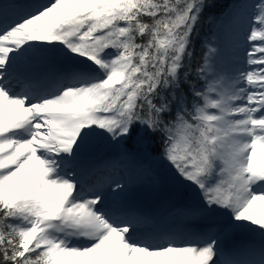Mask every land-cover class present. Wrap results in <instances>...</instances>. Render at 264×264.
<instances>
[{
    "label": "snow or ice",
    "instance_id": "6c2138e0",
    "mask_svg": "<svg viewBox=\"0 0 264 264\" xmlns=\"http://www.w3.org/2000/svg\"><path fill=\"white\" fill-rule=\"evenodd\" d=\"M211 6L48 0L0 20V264H264V244L222 260L219 239L264 236V0L235 10L246 14L240 67L211 42L193 65ZM9 7L0 2V17ZM37 56L62 62L19 75ZM92 136L124 157L154 151L198 190L208 223L183 238L142 230L104 186L77 179Z\"/></svg>",
    "mask_w": 264,
    "mask_h": 264
},
{
    "label": "rangeland",
    "instance_id": "374dc122",
    "mask_svg": "<svg viewBox=\"0 0 264 264\" xmlns=\"http://www.w3.org/2000/svg\"><path fill=\"white\" fill-rule=\"evenodd\" d=\"M0 1H4L3 3L10 5L6 17H0V20L6 19L9 20V22L14 19L13 15H16L18 12L22 11V8L15 3L16 1L24 3V9H30L36 5L43 4L40 3V0ZM242 1L243 0H233L232 3ZM253 1L255 2V0ZM227 13L224 15V22L220 24L217 30L214 32V37L211 43L213 45L219 43L221 47L225 48L227 60L228 62H231V65L234 66L236 63L241 64L243 53L248 47V43L243 45L244 42L240 37L241 30H236L231 22H227ZM44 60L45 57L37 56L26 61L23 65L29 63H38ZM57 62L59 64L62 62V60L57 59ZM23 65H21L20 68ZM19 75L21 74L19 73ZM90 141L91 148L87 152L82 153L76 161L75 166L77 168V172L78 170L83 171L85 168H88L84 164V161L87 160H89L93 166L105 164L106 162L110 161L116 166V168L121 167L122 172L113 173V171H111L110 167L107 165V167L102 171V176L89 168L85 177L80 174L81 172H78L77 179L82 181L84 179V183L87 185L104 186L105 195L109 203H112L114 206L124 203L131 205H139L141 203L143 205L150 204L153 206L151 209L154 210V208H159V204L165 199L174 201L176 199V195H178L183 203L180 210L187 214V217H185L184 220L197 225H205L208 223V221H206L203 216L195 210L196 205L199 203L198 190L195 189L194 186L177 179L173 175L172 171L169 170L161 161L158 162L154 159L146 157L139 158L136 155L132 157H124L120 154L121 152L115 150L117 145L110 143L102 136H92L90 137ZM159 164H162L163 167H160ZM120 175H123L127 183L125 184L124 190L122 192H118L116 195H113L111 191L107 190V184L112 180H119L121 178L119 177ZM81 177H83V179ZM172 186L173 188L179 189L180 191L169 192L167 194L164 193V196L167 197L162 198L161 196L163 194L161 193L166 191L168 187ZM179 194H182V196ZM154 200L156 201L150 202ZM224 219L225 217L223 216L214 217V220L217 222L223 221ZM247 231H249L247 228L227 229L223 231L219 237L220 246L222 244H226V241H231L241 245H246V248H254L258 250L259 247L264 244V238H262V236L257 237V235L253 233L246 234Z\"/></svg>",
    "mask_w": 264,
    "mask_h": 264
},
{
    "label": "bare ground",
    "instance_id": "6f19581e",
    "mask_svg": "<svg viewBox=\"0 0 264 264\" xmlns=\"http://www.w3.org/2000/svg\"><path fill=\"white\" fill-rule=\"evenodd\" d=\"M0 2H4V1H0ZM253 2H254L253 0H243L242 2L231 3L229 10H228V13H227V22H231L233 27L236 30H241L240 34L242 36L240 35V37L244 42L243 45H246L245 37L247 35V33L243 30V28L246 24V14L241 13L240 15H237L235 10L237 9V6L240 4H251ZM15 3L19 7H21L22 10H24V5H25L24 3L19 2V1H16ZM40 3H43V4L48 3V0H40ZM34 6H35V4H34ZM13 18H15V15H13ZM243 45H242V48H243ZM228 63H229V66H233V65H231V62H228ZM54 64H58L57 60L53 61L51 59L45 58V60L42 62L29 63L26 65H23L21 68H19L18 72L22 76L26 72L38 75V74L48 70ZM234 66L240 67V66H242V64L236 63ZM84 164L88 168H85L83 171L78 170V172L79 173L81 172L80 174H82L84 177L87 174V170L89 168L92 169V171L99 173L102 176V171L107 167V165L110 167V170L113 171V173H116V172L121 173L122 172L121 167L116 168V166L110 161L106 162L105 164L93 166L92 163L89 160H87V161H84ZM119 177H121V178L118 181L125 186V184L127 183L126 179H124L123 175H120ZM125 205L127 207L120 206V208H118V209H123V210H128V211H129V209H131L132 212L137 214L138 220L141 218H144V219L145 218H151L152 216H155V214H157V210H158V208H154V210H152L151 209L152 207H146L142 203L139 205H131V204L127 203ZM162 206H164L165 208H163L162 211H160L161 215H159V220L157 221V223L154 226H152L151 228H148V229L142 228V230H144V231L154 230V231H158V232L175 233L178 237L183 238L186 235H188L192 232H195L199 229L198 227H196L192 223L184 220L185 217H187V214H185L184 211H181L179 206L174 201H171L169 199H165L162 202ZM188 224H190V225H188ZM245 248H246V245H241V244H238L235 242H226L225 249L223 251L221 250L222 260L223 259H233V258H246V257H237V255H236L237 252H239Z\"/></svg>",
    "mask_w": 264,
    "mask_h": 264
},
{
    "label": "trees",
    "instance_id": "16d2710c",
    "mask_svg": "<svg viewBox=\"0 0 264 264\" xmlns=\"http://www.w3.org/2000/svg\"><path fill=\"white\" fill-rule=\"evenodd\" d=\"M209 2L212 6L206 8L202 13L197 25V34L193 40V65H195L196 61L201 57L206 45L213 40L214 32L217 30L218 26L224 22V15L227 13L228 7L233 0H209ZM158 143L159 140L157 138V140L153 142V148H155ZM115 150L121 151L119 146H116ZM136 156L160 160L159 156L154 151L147 155L141 153ZM257 234H260V232L257 231Z\"/></svg>",
    "mask_w": 264,
    "mask_h": 264
}]
</instances>
